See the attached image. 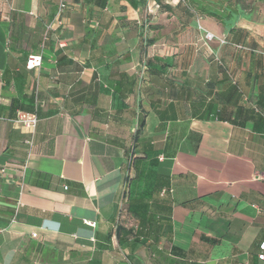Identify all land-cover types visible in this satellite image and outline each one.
Returning a JSON list of instances; mask_svg holds the SVG:
<instances>
[{"label": "crops", "instance_id": "crops-1", "mask_svg": "<svg viewBox=\"0 0 264 264\" xmlns=\"http://www.w3.org/2000/svg\"><path fill=\"white\" fill-rule=\"evenodd\" d=\"M58 2L0 0V264H264V0H64L44 37Z\"/></svg>", "mask_w": 264, "mask_h": 264}, {"label": "trees", "instance_id": "trees-1", "mask_svg": "<svg viewBox=\"0 0 264 264\" xmlns=\"http://www.w3.org/2000/svg\"><path fill=\"white\" fill-rule=\"evenodd\" d=\"M225 1V5L228 10V13L225 12L224 16H232L236 10L233 8V0H221L219 3H214L212 7H206L201 0H188V4L193 8L198 14H206L215 18L222 16L221 11H225L222 8V2ZM236 3L240 0H234ZM47 24L44 26V30ZM43 36H31L29 33V28L25 26L23 17L19 14L11 13L10 14V33H9V43L8 50L12 53H15L18 56V60L26 65V61L30 56V50H34L38 44L42 42ZM29 48V49H27ZM3 78L6 80L14 79V81H21L22 76L18 73H13L9 70L4 71ZM33 96L22 95L21 99L13 98L8 107V117L12 121L18 111L33 113ZM2 107L0 106V115L2 112ZM35 114V113H34ZM36 115V114H35Z\"/></svg>", "mask_w": 264, "mask_h": 264}, {"label": "built area", "instance_id": "built-area-1", "mask_svg": "<svg viewBox=\"0 0 264 264\" xmlns=\"http://www.w3.org/2000/svg\"><path fill=\"white\" fill-rule=\"evenodd\" d=\"M65 8L66 5L64 0H59L56 14L54 18L51 20V22L47 24L45 28L44 37H46V34L48 32L60 29L63 26L61 15L64 12ZM213 39L214 36L211 33L208 32L205 33V40L212 41ZM219 42L220 44L225 43L224 39H220ZM41 64H42L41 54L31 55L28 57L26 61V68L29 70L37 69L41 66ZM12 123L22 128L26 132L27 137L24 140V144L28 148V154H29L33 145V134L37 125V116L34 113H26L19 111L16 113V116L12 120ZM19 168L21 171V175H23L26 170V163H23ZM1 173H3V170H1ZM260 178L264 180V174ZM84 223L88 225H93V223L88 221H84ZM32 236L35 237L36 234H32ZM257 259L259 261L264 262V242L259 245V253L257 254Z\"/></svg>", "mask_w": 264, "mask_h": 264}, {"label": "rangeland", "instance_id": "rangeland-1", "mask_svg": "<svg viewBox=\"0 0 264 264\" xmlns=\"http://www.w3.org/2000/svg\"><path fill=\"white\" fill-rule=\"evenodd\" d=\"M221 0H214V2H217V3H219ZM247 1H249V0H247Z\"/></svg>", "mask_w": 264, "mask_h": 264}]
</instances>
